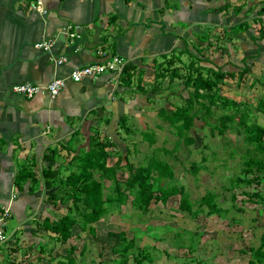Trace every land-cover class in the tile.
Masks as SVG:
<instances>
[{"label": "crops", "instance_id": "crops-1", "mask_svg": "<svg viewBox=\"0 0 264 264\" xmlns=\"http://www.w3.org/2000/svg\"><path fill=\"white\" fill-rule=\"evenodd\" d=\"M36 1L0 0V212L10 208L0 260L14 264H55L53 247L61 245L52 246L55 241L43 221L60 218L67 206L53 201L52 192L59 185L48 187L44 171L52 167L59 173L57 181L66 179L69 160L88 147L91 135L113 140L109 151L120 149L124 154L130 149L127 141L142 130L135 134L131 124L134 118L145 124L144 107L157 97L156 74L167 56L188 45L211 67L214 59L209 53L218 49L229 54L219 59L218 66L237 78L247 65L248 78L257 75L254 65L264 46L260 37L264 0H42L46 12L33 6ZM243 22L249 29L235 34L233 27ZM201 37L211 42H201ZM48 39L53 41L50 52L36 46ZM113 56L137 67L131 78L106 72L72 79L74 69ZM60 57L66 61L58 63ZM233 63L237 69L230 68ZM154 72L151 84L147 77ZM56 78L65 81L56 97L43 92L30 98L13 90L16 84L45 86ZM149 83L150 91L145 87ZM112 158L115 163L117 157ZM84 245L77 246V264H88L77 257ZM62 246L65 251L58 256L69 248Z\"/></svg>", "mask_w": 264, "mask_h": 264}, {"label": "rangeland", "instance_id": "rangeland-1", "mask_svg": "<svg viewBox=\"0 0 264 264\" xmlns=\"http://www.w3.org/2000/svg\"><path fill=\"white\" fill-rule=\"evenodd\" d=\"M210 54L211 59L217 60H212L211 64H217L219 59L229 55L218 49H211ZM258 57L260 58L255 61L254 67L258 70L259 78L263 80L264 46ZM183 59L189 61L187 55H184ZM240 62L246 63V60ZM236 65L233 63V67L230 66V68L237 69ZM175 66L181 67L184 71L179 61L175 63ZM255 75L245 78L242 85H238V77L230 78L229 82L222 86V93L256 106L261 98L264 99V83L257 82L254 87L250 86L257 77ZM147 79L151 84L154 83L155 72ZM150 83L145 85L148 91L152 89ZM157 86L159 89L156 92V99L149 101L151 104L144 107L148 111L145 115V124H139L141 121L136 118L131 124L132 132L136 134V131L140 129L143 132L136 134L137 138L127 141L133 152L129 156L130 162L135 167L146 164L153 147L173 150L171 154L159 151L158 157L172 164L175 178L171 182L183 185L192 201V211H195L181 210L180 195H175L166 202H153L151 210L142 213L131 204L132 197H130L122 205L107 204L110 207L109 212L97 223L96 235L77 226L72 239L65 244L69 247L75 243L76 248L79 246L80 249L83 244H86L84 253L78 252L77 257L82 262L87 259L88 264H137L133 254H137L139 249L141 255L143 253L146 256L141 264H248L251 258L250 247L259 246L261 236L264 234V201L252 200L249 196L257 191L264 195V181L251 184L241 182L235 187L231 185L230 179L235 176L252 175L245 174L243 171L241 152L234 154L231 152L234 146L241 143L242 135H239L235 129L225 134H220L218 131L212 133L204 121L198 120L189 133L195 142L188 146L183 138L179 139L178 134L169 126V121L160 110L165 107L171 111L174 105H182L184 98L189 95V90L179 77L171 81L167 76ZM136 94L137 91L134 92V95ZM254 117V120L264 125L263 112L256 111ZM99 135L102 134L99 133ZM143 137L146 139L156 137V142L151 146L147 141L142 140ZM136 145L139 152L134 150ZM119 150H110V153L113 152V155L117 157ZM203 157H206L203 164L205 167L196 174L191 168L192 163L202 164ZM110 161L113 165V158ZM129 174L127 167L120 168L118 171V177L122 183ZM113 185V181H107L108 187ZM210 191L216 194L219 211L209 212L208 205L202 207L199 204L201 197ZM232 195L235 198H232ZM122 229L126 231L129 238L135 240L138 246L134 248V253H130L127 263L115 262L120 259V255L112 250L115 237L110 233ZM53 245H61L57 250L53 247L56 254V257H53L60 258L59 252L65 251V246L56 242H53ZM47 248L49 249V245ZM92 258L94 259L91 263ZM0 264H8V261L0 260ZM79 264L82 263L79 261Z\"/></svg>", "mask_w": 264, "mask_h": 264}, {"label": "trees", "instance_id": "trees-1", "mask_svg": "<svg viewBox=\"0 0 264 264\" xmlns=\"http://www.w3.org/2000/svg\"><path fill=\"white\" fill-rule=\"evenodd\" d=\"M261 14H264V7L261 8ZM248 23L243 22L233 27L235 34L247 30ZM260 30V37L264 38V26ZM202 39V37H201ZM201 42H211L210 38L201 40ZM202 54L199 48L196 49ZM187 55L189 61L183 59ZM201 57L194 55L188 45L185 49L174 52L173 56H167L163 62L162 68L156 74V91L159 89L158 83L162 82L167 76L174 81L176 77L182 79L184 86L189 90V95L184 98L182 105H174V109L169 111L163 107L161 114L169 121V126L176 132L179 139H184L189 146L195 142V139L189 135L191 128L196 121L202 120L205 125L210 127L212 133L218 131L225 134L231 129H235L243 139L231 152H241L243 171L245 174H252L248 177L235 176L231 178V185L241 182L251 184L253 182L264 181V125L258 123L254 117L256 111L264 113V99L261 98L256 106L250 105L247 101L237 100L222 93V85L227 84L228 79L236 78V74L224 70L223 66L212 63L211 67L203 64ZM179 61L181 67L175 66ZM137 67L125 66L124 72L129 78L132 77ZM250 69L247 65L238 75V84H242ZM250 86H255L257 82L264 83L258 75ZM212 119H215L212 121ZM121 122L126 125L127 119L122 118ZM142 131V130H141ZM143 132V131H142ZM178 139V140H179ZM149 145L156 142V137L146 139ZM115 142L111 139H100L98 135H91L87 148L80 149L69 160L70 173L66 179L58 177V172L52 167L44 171L46 185L50 188L59 185V188L52 192L53 201L59 199L65 206L67 212L58 219L45 218L43 228L51 232L52 240L56 243L65 244L73 236V228L78 225L82 230L97 234L96 223L99 222L105 214L109 212L110 207L107 204L122 205L130 197L131 204L142 213L151 210L153 202H166L169 198L180 195L179 208L183 211H192V201L183 185H177L171 181L175 178L174 169L171 163L165 159L159 158V151L172 153L173 150H167L165 147L151 148V154L146 164H140L135 167L130 162V149L125 154L119 150L117 161L113 165H108V160L113 157V153L108 150L114 146ZM178 146V145H177ZM136 152H139L138 145L135 146ZM177 149V147H176ZM232 154V155H233ZM206 161L203 157L202 164L192 163L191 168L197 174ZM127 167L130 174L124 180V184L118 177L120 168ZM98 175V176H96ZM107 181H113L112 187L107 186ZM257 197V198H255ZM232 198H235L232 195ZM249 199L264 201L262 192L257 191L249 196ZM199 204L203 207L208 205L209 212L219 211L216 203V194L207 192L200 199ZM195 211V210H193ZM192 211V212H193ZM115 237L112 250L120 255V259L115 262L127 263L130 253H134V248H138L133 238H129L125 230L113 231L110 233ZM45 250L48 244H45ZM87 248L84 245L81 253ZM76 244H71L67 253L60 258H54L58 264H77ZM251 258L248 264H264V234L261 236V243L257 247H250ZM40 253H44L42 248ZM140 249L137 254H133L137 264H141L146 256L141 255ZM8 264H12L8 262ZM14 264V263H13ZM27 264H38L29 262Z\"/></svg>", "mask_w": 264, "mask_h": 264}, {"label": "built area", "instance_id": "built-area-1", "mask_svg": "<svg viewBox=\"0 0 264 264\" xmlns=\"http://www.w3.org/2000/svg\"><path fill=\"white\" fill-rule=\"evenodd\" d=\"M33 6L39 9L41 12H46L43 9V1L37 0L33 3ZM53 45V41L48 39L42 43L37 44V47H42L47 51H51V47ZM66 61V57H60L57 59L58 63H63ZM126 63L123 58L120 56H113L110 59L106 60L103 63H95L87 66H83L80 68H76L72 71L71 77L75 81H80L84 77H98L106 72H115L121 74L124 70ZM65 81L61 78H56L49 82L47 85H39L33 83H20L13 86V90L26 95L27 97H35L36 95L47 92L51 97H56L61 89L64 87ZM10 216V208L6 207L4 211L0 212V243H3L7 239V235L4 231V223L7 218Z\"/></svg>", "mask_w": 264, "mask_h": 264}, {"label": "bare ground", "instance_id": "bare-ground-1", "mask_svg": "<svg viewBox=\"0 0 264 264\" xmlns=\"http://www.w3.org/2000/svg\"><path fill=\"white\" fill-rule=\"evenodd\" d=\"M126 66V65H125ZM124 71V70H123ZM123 71H122V73L121 74H123ZM121 74H119V76L121 75ZM85 78V77H84ZM75 81V80H74ZM81 81V80H80Z\"/></svg>", "mask_w": 264, "mask_h": 264}]
</instances>
